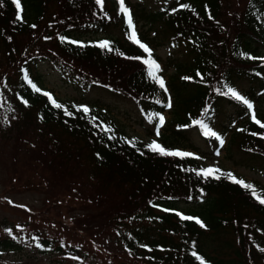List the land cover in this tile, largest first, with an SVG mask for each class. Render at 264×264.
<instances>
[{"label": "trees", "instance_id": "1", "mask_svg": "<svg viewBox=\"0 0 264 264\" xmlns=\"http://www.w3.org/2000/svg\"><path fill=\"white\" fill-rule=\"evenodd\" d=\"M3 4L0 140L5 146L16 140L31 155L40 146L39 157L25 167L46 181L50 177L57 194L89 211L72 220L75 236L83 229L92 231L91 236L106 232L101 240L108 255H123L137 264H264V205L259 203L264 187L245 189L220 172L214 174L219 180L198 175L202 168L195 159L152 152L96 107L84 113L52 97L63 106L55 108L43 94L38 72L39 62H48L77 92L98 90L130 99L149 135L171 109L165 131L177 141L186 142L194 130L213 144L215 137L205 132L224 135L233 118L228 108L242 109V101L227 90L248 101L264 92V0H190V8H176L166 19L147 6L132 5L138 22L156 29L157 36L162 33L157 39L142 34L141 42L158 47L170 40L182 49L165 62L166 69H173L167 91L148 75L142 62L148 57L141 48L124 36L110 35L116 29L127 34L114 0H105L103 11L95 0H21L22 22L16 20L11 0ZM104 41L113 51L97 46ZM262 137L264 128L245 123L230 138L226 153L235 149L237 166L264 174ZM165 140L162 136L164 149ZM37 241L41 253L110 264L99 260L96 249L90 256L73 248L63 251L49 238L37 236ZM0 245L20 247L8 236Z\"/></svg>", "mask_w": 264, "mask_h": 264}, {"label": "rangeland", "instance_id": "2", "mask_svg": "<svg viewBox=\"0 0 264 264\" xmlns=\"http://www.w3.org/2000/svg\"><path fill=\"white\" fill-rule=\"evenodd\" d=\"M129 1L131 4L143 2L141 0ZM188 2L189 0L186 3ZM148 8L150 9L147 11L153 12V10H159L160 6L155 7L151 1H148ZM152 33L150 32V37ZM110 35L114 38L121 37L117 29ZM161 35L162 33L159 32L157 37ZM170 50L171 46H159L156 47L155 52L163 61ZM38 72L42 88L60 103L80 110L84 106L101 109L114 119L118 127L124 130L126 136L132 140L149 144L153 141L161 143L163 136L166 139L165 147H175L183 153L190 154L189 156L197 160L202 169H219L221 174L232 173L237 179H242L253 187H264L263 173L237 166L234 163V160L238 158L235 149H232L230 153L225 152L227 146L229 149V140L233 133L243 124L252 122V112H255L257 119L260 117L259 114L264 116V94L249 101L253 105L251 110L248 107L241 109L235 105L228 108L229 114L233 116V122L225 128L227 132L224 135V143L217 154L215 153L216 146H211L202 140L194 130L187 135L186 142L180 139L177 141L173 133L165 131L166 122L159 128V135L156 134L157 130H154L153 135H149L146 129L138 123L139 114L130 99H120L98 90L86 93L77 92L75 88L61 82L56 69L48 62H40ZM171 72L172 70H169L165 74L166 79ZM239 110L242 111L241 114ZM170 111L171 109L163 113L165 121L170 119ZM36 146V149L32 148L33 154L31 155L23 144L16 143V140L12 139L9 146H5L0 140V240L3 242L8 236L11 241L17 242L20 246L3 248V245H0V264H83L78 257H62L52 252L41 253L43 250L38 247L37 236L49 238L50 241L54 240V244L64 247L63 251L66 248H73L91 256L93 250L96 249V256L104 263L110 261V264H121L120 262L137 264L123 255L116 257L108 255L109 247L101 240L106 232L91 236L94 234L91 230L90 233L88 229H83L81 235L75 236L71 229L72 220L75 221L76 217L87 216L89 211L85 209L86 207L76 204L72 198L57 194L55 188L49 184L51 183L50 177L46 181L40 172L33 173L25 167H29L28 162L31 159L39 157L40 146L38 144ZM182 209L186 211L183 207ZM111 251H113L112 248Z\"/></svg>", "mask_w": 264, "mask_h": 264}, {"label": "snow or ice", "instance_id": "3", "mask_svg": "<svg viewBox=\"0 0 264 264\" xmlns=\"http://www.w3.org/2000/svg\"><path fill=\"white\" fill-rule=\"evenodd\" d=\"M11 2L14 4L15 9H16V20L17 21H23V17H22V12H23V8L21 5V0H11ZM95 3L100 7V10L103 11L104 10V3L105 0H95ZM3 0H0V7H3ZM181 8H190L189 5H180ZM119 9L120 12L124 14V16L127 17V23H128V27L129 29H131V35H130V39H133L135 43H137L139 45V47L141 49H143L144 53L148 54V58L147 59H143L142 62L143 64L147 65L148 68V75L154 79L155 81L158 82L159 87L161 89H164L165 91H167V89L165 88V82L163 80L162 77H160L157 73L160 71V66L159 64L156 63L155 60H153L152 57V50L144 43H141L138 39H136V32H135V28L133 26V21H132V17L131 14L129 12V10L124 6V0H119ZM194 11V10H193ZM32 27H35L34 25ZM62 40L64 39L63 37L61 38ZM70 43L72 44H79L81 47L85 46L83 44H81L80 42L77 41H70ZM98 47L102 48V49H107L108 51H113V49L110 46V43L107 41L101 42L97 45ZM129 59H136V60H141V57H128ZM25 79L27 80L28 77L27 75H25ZM30 84H32V81H28ZM32 87L34 88V90L36 92H40L41 89L36 87L35 84H32ZM228 94H230L232 97H235L236 100L242 101L244 104L247 105L248 109H252L253 105L246 99H244L242 96H240L236 91H234L233 89L229 88L227 90ZM46 97H48V99L51 101V103L54 105L55 108L59 109L62 108L63 106L59 103H57L54 99H52L51 95L47 92L43 93ZM25 104H27V101H24ZM168 107H171V104H168ZM79 110V109H78ZM82 111L84 113H88L89 109L84 106L82 107ZM65 114L68 116H72V113L69 112L67 109H65ZM95 119V118H93ZM251 119L258 124L261 128H264V123H261V121H259L255 115V112H252L251 114ZM159 123L160 125H163L164 123V118L161 116L159 118ZM195 123L200 124L201 126L206 127V125H204L203 121H195ZM157 135H159V128H157ZM213 135L215 136L216 134L214 132H205V135ZM264 138V137H262ZM217 139L219 140L221 146L223 145L224 141L222 138L217 137ZM148 149H150L152 152H158L160 155H171V156H183V155H190L188 153H181V152H170V151H166L160 144L156 143L155 141H153L151 144H149ZM219 154V153H217ZM220 172L219 169H215V168H208V169H202L199 173H197L198 175H203L205 177H209L212 176L214 179L219 180L221 178L220 175H214L215 173ZM223 175H226L227 177H229L231 179V181L234 184L240 185L245 189H251L253 186L251 184L246 183L244 180L242 179H237L232 173H223ZM253 195L255 196V192H253ZM259 203L264 205V199H260ZM183 220H191L192 217H188V216H182ZM197 224H200L201 227H204V225L201 223V221L199 219L196 220ZM39 246V245H38ZM261 251H264V249H261ZM195 255V253H194ZM199 259V257H198ZM201 264H203V261L201 260Z\"/></svg>", "mask_w": 264, "mask_h": 264}]
</instances>
